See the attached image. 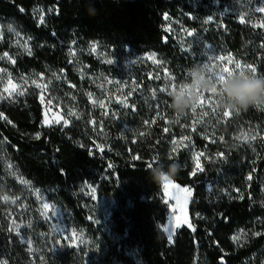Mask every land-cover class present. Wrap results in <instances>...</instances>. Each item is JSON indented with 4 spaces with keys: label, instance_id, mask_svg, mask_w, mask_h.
I'll return each mask as SVG.
<instances>
[{
    "label": "trees",
    "instance_id": "trees-1",
    "mask_svg": "<svg viewBox=\"0 0 264 264\" xmlns=\"http://www.w3.org/2000/svg\"><path fill=\"white\" fill-rule=\"evenodd\" d=\"M177 5V0H0V24L13 23L30 38L31 49L29 55L5 41L0 43V55L7 52L13 56L15 64L6 65L12 75L53 71L81 87L82 80L69 59L70 50L83 52L90 43L100 42L140 53L152 50L168 59L172 41H166L164 15H176ZM37 8L52 9L43 24L34 16ZM255 38L248 27L232 19L227 22V32L221 33L230 52L246 56L264 71V32ZM85 58L92 66H105L89 55ZM0 112L12 121L8 124L0 119V188L9 197L24 195L16 180L6 176L5 163L35 186L52 190L60 204L72 212L77 227L86 232L91 221L82 204L90 200L85 184L114 199L107 226L96 231L100 241L93 262L221 264L224 259L225 264H242L253 252L264 251V141L251 146L231 142L235 133L231 126L220 133L223 141L212 136L215 143L194 134L199 149L210 159L202 157L204 171L192 176L194 162L189 151L181 148L172 155L168 133L161 128L147 127L145 133L128 136L121 145L116 139L102 142L100 151L90 139L89 118L83 125L72 120L69 126H43L42 106L35 93L0 103ZM241 113L245 116L242 123L264 127V111L251 108ZM218 152L227 158H217ZM157 161L165 166L177 162L180 171L172 181L194 191L189 201L192 228L178 227L171 242L162 230L167 220L162 183H153L149 171V165L156 166ZM249 173L251 181L247 180ZM2 205L0 201V261L31 264L25 247L4 223ZM256 227L262 229L261 235L253 238L251 248L239 247L232 240L239 230ZM56 262L84 263L75 251Z\"/></svg>",
    "mask_w": 264,
    "mask_h": 264
},
{
    "label": "rangeland",
    "instance_id": "rangeland-1",
    "mask_svg": "<svg viewBox=\"0 0 264 264\" xmlns=\"http://www.w3.org/2000/svg\"><path fill=\"white\" fill-rule=\"evenodd\" d=\"M177 1L179 2V5H177V11L175 12L176 15L167 13L169 20L164 22L163 27L165 28L170 24L172 28L171 32H166V41H172L168 59L164 55H159L152 50L140 53L128 48L117 49L108 47L100 42L90 43L83 52L82 50L77 51L73 48L69 52V59L72 63L74 72H76L80 80H82L81 87H76L69 82L68 77L63 76V73L58 74L53 71L50 74H32L30 76L27 74L12 75L10 70L6 67V65L12 63L5 58L0 59V68L6 70L5 73H0V91H2L7 82L8 73L11 74L13 82L16 84H23L21 77H26L28 79V84L24 85V87H27L25 95L30 92L35 93L38 95L39 101L41 90L37 89L35 85H32L31 81L36 79L37 82L42 85L47 84L48 88L44 93L45 103L42 104L40 102L42 106L43 126H65L63 120H61L59 124L51 123L60 117L69 121L67 126L71 124L72 120H79L80 124L83 125L87 118H89L93 129L90 134V139L99 145H101L102 142L108 144L113 139H116L115 141L117 144L121 145L126 143L128 136H138L145 133L147 127L149 130H158L167 127L165 126L164 120L156 118V104H163L164 108L162 115H164L168 121L166 124L170 126L169 132L166 134L169 146L172 149V139L179 140L184 135H189L191 137V142L184 141V143L189 144V147L185 149L189 151L192 162H194L192 157L196 152H204L199 149L196 144L194 134L200 135L201 139L205 136L214 139L212 136L219 137L224 129H229V126H231L230 129L235 130L231 142H235L239 145L242 143L233 137L239 136L242 132L249 131V129L258 130L261 135H264L263 126L254 127L251 125V122H246L245 124L242 123V120L245 119V116L241 113L242 111H240V115L238 116L233 115L227 123L219 122L218 115L213 116L212 113L209 112V116L205 118V123H198L196 125V131L192 132L189 127H182V125H189L193 119L190 112L184 117L179 118V122L177 123V117L170 107L171 97L166 93L159 92V88L165 83L163 79L165 72L170 73L175 77L174 83L176 88L181 87L189 80L187 69L192 65L199 63L198 61L205 60L206 53H215L217 55L231 54L235 60H238L243 64H252L246 56L234 55L230 52L223 44L221 33L223 32L225 34L227 32V22L232 19L236 20L239 24L248 27L250 35L254 40L256 39V36L262 34L264 32V27L254 28L252 26L253 24L264 23V13L253 11L254 8L261 6L259 0H251V3H249V0ZM38 10H43L44 18L50 13L49 9H35L34 16L38 21L40 15ZM238 13L244 15L245 23L239 22ZM209 16H212L213 20L207 24L204 23ZM182 28L189 31L194 30L193 36L188 37L185 32L181 31ZM3 32L4 35L3 38L0 39V43L7 41L13 47H17L26 53L23 47L17 46L16 40L18 38L14 33H9L5 28H3ZM19 39L21 45H23L26 40L28 47L30 48L29 37L20 33ZM261 42L262 40L259 41V44H261ZM93 45L96 46L95 51H92ZM72 51L75 52V55L70 54ZM3 54L0 56H3ZM88 55L98 62V65L105 66H92L86 62L85 57ZM9 56L13 58L11 54H9ZM149 56H155L160 63H154L151 59H148ZM109 59L113 60L112 64L107 63V60ZM214 63L217 64V68L214 69V71L219 70V62L214 61ZM253 65L257 67L258 75H264V71H259L258 66L256 64ZM53 73H55L56 76H53ZM157 74L161 76V79L156 80L154 78ZM56 77H59V79ZM108 78L113 80L112 84L107 83ZM117 80L125 82V87L122 92L117 91L119 87V85L115 83ZM49 81H51L50 84L48 83ZM133 81H135L138 86L133 92V95L128 99L129 107H122L120 104L116 103V100L118 98L123 99V95L130 88L134 87ZM168 83L171 85L173 81H168ZM152 90H156L157 93L155 100L152 99ZM88 93L92 94V99H89ZM205 94L207 95V93ZM25 95L20 96L17 99L22 98ZM48 98H51L53 101L51 106L47 104ZM86 100L88 104H86ZM100 100L105 102L104 108H101L98 104L93 106V101ZM2 102L14 101L0 100V103ZM132 105L135 106L134 111L132 110ZM46 109L47 118L50 121L49 125L43 123ZM69 110H73L76 115L69 116ZM105 112H107L108 115H105ZM113 112L115 113V116L112 115ZM222 112V109H217L218 114ZM154 118H156L155 124L152 123ZM146 120L149 121L147 125L144 123ZM101 124L103 126L102 128ZM260 143L258 137L251 145H257ZM256 149L257 148L253 151V154L256 153ZM8 165L9 163H5V170L7 169L6 176L16 180L21 186L24 196H18L19 199L15 204H13L11 200L6 203L3 202L1 211L3 213V219L5 220L4 223L7 225L8 230L10 228L15 229L17 225L20 226L19 231L21 236H17L15 231L10 232H12L25 247L31 264H57V259L59 260L61 257L67 258L73 251H75L83 260V264H101L98 260L93 262L92 257L94 253H96V244L100 241L99 236L96 235V231L101 229V227L107 226L109 221L108 218L114 208V199L111 196L98 194L96 190L93 192V187L85 184L84 188H87L86 194L90 196V200L88 202H83L82 204L85 208H88V220L91 221L90 230L86 232L77 227L72 212L66 209L63 204H60L56 196L53 195L52 190L35 186L25 180V178L21 177L13 165L9 170ZM9 171L15 172L16 175H9ZM20 179L27 181V184H21ZM180 187L190 188L189 186L182 185ZM34 189H39L46 202L50 205H55L56 208L61 210L59 214V223L60 227L66 230L65 235H74L72 240L66 242L62 241V247L56 244V241L61 239L59 233H57L52 227V224L47 222L41 215V201L38 200L33 193ZM161 191V200L163 204H165L167 218L162 230L164 231L165 227H174L177 217H179L180 220H183L186 215L188 223H190L189 201L193 198L194 191L191 189V197L184 204L183 213L180 211L179 207H175L176 201L172 199L174 190L170 188L168 192L165 193L162 183ZM48 211L50 215L51 210ZM13 221H15L14 224L12 223ZM182 225L188 226L186 223H181V226ZM176 229L177 228H175V230ZM241 230H243L244 235H241L240 242H235V244L239 247L251 248L254 243L253 238L258 237L257 235H254V233H261L262 229L260 230V228L256 227L251 228L250 230ZM241 230H239L236 235H240ZM175 232L176 231L171 233L166 232L167 237L169 234L174 237ZM29 240L32 242L31 245L28 244ZM242 264H264V251L262 248L253 252L252 256L245 259Z\"/></svg>",
    "mask_w": 264,
    "mask_h": 264
},
{
    "label": "snow or ice",
    "instance_id": "snow-or-ice-1",
    "mask_svg": "<svg viewBox=\"0 0 264 264\" xmlns=\"http://www.w3.org/2000/svg\"><path fill=\"white\" fill-rule=\"evenodd\" d=\"M249 3H251V0H249ZM259 3L261 6H258L256 8L253 9V11L255 12H260V13H264V0H259ZM21 11H23V9H21ZM40 12L39 15V23L43 24L44 23V14H43V10H38ZM49 11L51 12L52 9H49ZM239 22L240 23H245V18L243 14H239ZM164 19L165 21L169 20V16L167 14L164 15ZM213 20L212 16H209L204 23H209ZM254 28L255 27H264V23H259V24H253L252 25ZM165 32H171L172 28L171 25L169 24L168 26L165 27ZM9 33H14L15 36L18 38L16 40V44L17 46L23 47L24 50L31 55V49L28 47L27 41L25 40L24 44L21 45L20 44V33L16 30L15 27H12L11 25L9 26L8 30ZM181 31L185 32L186 35L188 37H192L194 34V30L193 31H189L187 29L182 28ZM4 32H3V27H0V39L3 38ZM261 47H264V45H261ZM96 50V46L93 45L92 46V51ZM71 55H75V52L72 51L70 53ZM7 58L12 64H15V60L9 56V54L7 52H5L3 54V56H0V59H5ZM148 59H151L154 63L159 64L160 61H158L156 59L155 56H149ZM214 61L219 62L220 67L219 70L214 71V69L217 68V64L214 63ZM201 65H204L209 72L213 73V77L214 79H216L217 81H223L227 76L232 75V74H240V75H258L257 73V67L253 64H243L238 60H235V58L231 55H217L215 53H211L205 54V60L202 61H198ZM108 64H112L113 60L109 59L107 60ZM231 66V67H230ZM6 70L3 68H0V73H5ZM151 75V74H150ZM8 79L6 84L4 85L2 91H0V100H10V101H15L18 97L23 96L26 94L27 92V87H24V85L28 84V79L26 77H21V80L23 81V84H16L13 82V79L11 77V74L8 73L7 74ZM53 76H56L55 73H53ZM260 76H264V75H260ZM57 79H59V77H56ZM156 80L161 79V76L159 74H157L154 77ZM165 83L162 87L159 88V92L160 93H166L168 96L171 97V93L174 92L177 88L176 85L174 83L175 81V77L172 76L170 73L165 72L164 77H163ZM168 81H173V83H171V85H169ZM49 84L51 83V81L48 82ZM107 83L108 84H112L113 80L111 78L107 79ZM115 83L117 85H119L117 91L122 92L124 87H125V82L117 80L115 81ZM32 85H35V87L37 89H40V102L42 104L45 103V95L44 93L47 91L48 85L47 84H41L38 83L36 79H33L31 81ZM133 88H130L124 95H123V99H117L116 103L120 104L122 107H129L128 105V99L133 95V92L136 90V87L138 85H136V82L133 81ZM184 85H182L181 87H183ZM89 99H92V94L88 93ZM157 96L156 90H152V99L155 100ZM53 103L51 98L47 99V104L49 106H51ZM99 105L101 108L105 107V102L103 100L100 101H93V106ZM132 110H135V106L132 105ZM163 108L164 105L163 104H156V118L162 119L165 121V123H168L167 119L165 118L164 115H162L163 112ZM198 109H199V113H198ZM217 109H218V101L215 99V97L211 94V93H207V95L204 93L203 95L200 96V99L198 101V104L190 111L191 116L193 117V119L191 120L189 125H182V127H189L191 129L192 132L196 131V125L199 124H204L205 123V118L209 116V112L212 113L213 116H217L219 118V122H223V123H227V121L229 119H231L233 117V115H240V112H231L228 110H223L222 113H217ZM69 116H75L76 113L73 110H69L68 112ZM105 115H108L107 112H105ZM113 116H115V113H112ZM187 115V114H186ZM156 118H154L152 120V123L155 124L156 123ZM0 119L5 120L8 124H12V121L8 120L6 116H4V114L2 112H0ZM63 120V123L65 126L68 125L69 121L67 119H64L63 117H60L59 119L51 122V123H57L59 124L60 121ZM177 123L179 122V118H177ZM43 123L45 125H49L50 121L47 118V109L45 112V119L43 121ZM144 123L147 125L149 123V121H144ZM102 124H101V128H102ZM162 131L164 133H168L169 132V128L168 127H164L162 129ZM213 134H214V130H213ZM259 137L260 140L264 141V135H261L260 132L258 130H253V129H249V131L246 132H242L239 136H235L233 137L236 140H239L242 144H248L249 146H251L252 142L256 141L257 138ZM40 135L39 133L36 134V139H39ZM205 139H209L210 143H215L216 140L214 139H210L209 136H205ZM220 141L224 140L223 136L219 137ZM184 141H189L191 142V137L189 135H184L183 137H181L179 140L177 139H172L171 140V144H172V149H171V154L175 155L181 148H188L189 144H185ZM83 147V146H82ZM95 147L97 149H99L100 151H103V148L101 145H95ZM255 150V149H253ZM91 151V150H89ZM217 158L219 159H226L227 157L225 156V154L223 152H218L216 154ZM201 157H205L206 159H210L209 157L206 156L205 152H196L194 154V156L192 157L195 164L194 167L190 173V175L195 176L197 174V172H203L204 171V167L201 163ZM133 159H139V157H133ZM108 167L111 169L113 167L112 164H109ZM12 168V165H8V169L10 170ZM254 171V169H253ZM9 175H16L15 172L9 171ZM252 179V174L249 173L247 180L251 181ZM20 183L21 184H27V181L20 179ZM163 188L165 193L168 192V190L171 188L174 190V195L172 196V199H174L176 201V206L175 207H179L180 211L183 213L184 211V204L188 201V199L191 197V189L187 188V187H180L178 184H175L172 180H167V178H165V182L163 183ZM93 192H95V189H92ZM237 192H239V190H236ZM33 193L35 194L36 198L38 200L41 201V208H42V212L41 215L44 217V219L49 222L50 224H52V227L54 228V230L59 233L60 235V240L56 241V244L59 246H63L62 241H70L74 238V235H65V229L60 227V223H59V214H60V209L56 208L55 205H50L48 202H46L45 198L42 196L41 192L39 189H34ZM183 194V195H181ZM95 198V197H93ZM240 199H243V195L241 194ZM19 199V197H9V196H5L3 198H0V201L3 202H7L9 200H11V202L13 204H15L17 202V200ZM175 207H174V211H175ZM51 210V214L49 215V211ZM13 224L15 223V221L12 222ZM181 223H186L188 224V227L192 228V225L190 223H188V219L187 216L185 215L183 220H180L179 217L176 218V223L174 225V227L172 228H168L165 227L164 231L165 232H174L175 228H178L181 226ZM19 225L16 226L15 229L10 228L9 231H15L17 236H21V233L19 231ZM195 229L193 228V231ZM244 235L243 230H241V234L240 235H236L232 237V240L234 242L239 243L240 242V236ZM254 235H261V233H254ZM173 239V236L171 234L168 235V240L171 241ZM31 240L28 241V244L31 245ZM0 264H6V261H0ZM221 264H224L223 259H221Z\"/></svg>",
    "mask_w": 264,
    "mask_h": 264
},
{
    "label": "clouds",
    "instance_id": "clouds-1",
    "mask_svg": "<svg viewBox=\"0 0 264 264\" xmlns=\"http://www.w3.org/2000/svg\"><path fill=\"white\" fill-rule=\"evenodd\" d=\"M10 25L15 27L11 22L0 27L8 30ZM187 75L188 82L171 93L170 107L177 118L188 114L204 93H211L222 110L235 113L254 108L264 111V76L232 74L223 81H217L213 73L199 63L187 69ZM149 171L152 182L160 184L165 182V178L172 180L180 171V165L172 162L165 166L157 161L156 166L149 165ZM5 196L9 195L0 188V198Z\"/></svg>",
    "mask_w": 264,
    "mask_h": 264
},
{
    "label": "water",
    "instance_id": "water-1",
    "mask_svg": "<svg viewBox=\"0 0 264 264\" xmlns=\"http://www.w3.org/2000/svg\"><path fill=\"white\" fill-rule=\"evenodd\" d=\"M223 262H224V259H223ZM220 263H221V260H220ZM224 264H225V262H224Z\"/></svg>",
    "mask_w": 264,
    "mask_h": 264
}]
</instances>
